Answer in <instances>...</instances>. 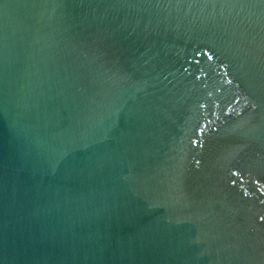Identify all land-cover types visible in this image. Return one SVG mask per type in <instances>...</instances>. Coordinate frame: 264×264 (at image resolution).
Segmentation results:
<instances>
[{
    "label": "water",
    "instance_id": "obj_1",
    "mask_svg": "<svg viewBox=\"0 0 264 264\" xmlns=\"http://www.w3.org/2000/svg\"><path fill=\"white\" fill-rule=\"evenodd\" d=\"M0 264H264V0H0Z\"/></svg>",
    "mask_w": 264,
    "mask_h": 264
}]
</instances>
